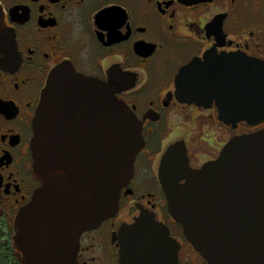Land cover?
Here are the masks:
<instances>
[{
  "label": "flooded vegetation",
  "instance_id": "obj_1",
  "mask_svg": "<svg viewBox=\"0 0 264 264\" xmlns=\"http://www.w3.org/2000/svg\"><path fill=\"white\" fill-rule=\"evenodd\" d=\"M1 11L9 40L0 46L10 50L0 58V264H20L16 217L41 186L31 141L42 95L53 81L61 98L74 89L71 102L90 101L81 97L85 78L117 86L145 147L116 215L80 236L76 264H123L121 231L143 215L167 227L179 264H209L169 212L161 166L181 146L189 167L202 169L234 137L264 129L220 112L224 89L264 85V0H0ZM188 91L194 102L178 98Z\"/></svg>",
  "mask_w": 264,
  "mask_h": 264
},
{
  "label": "water",
  "instance_id": "obj_2",
  "mask_svg": "<svg viewBox=\"0 0 264 264\" xmlns=\"http://www.w3.org/2000/svg\"><path fill=\"white\" fill-rule=\"evenodd\" d=\"M8 34L1 11L0 43ZM9 50L0 46V58ZM251 66L253 84L259 78ZM259 77L263 82L264 71ZM82 86L81 97L90 101L71 102L74 89L61 98L49 82L33 120V174L41 186L16 217L20 264H76L80 236L116 215L145 147L142 123L115 95L113 82L85 78ZM221 89H215L219 95ZM223 91V115L236 112L252 127L264 124V85ZM177 96L194 102L196 92ZM180 150L179 158L175 147L163 157L160 180L169 212L188 241L209 264H264V129L234 137L220 158L199 170L189 167L186 150ZM121 247L123 264H179L177 241L164 224L144 215L123 227Z\"/></svg>",
  "mask_w": 264,
  "mask_h": 264
}]
</instances>
